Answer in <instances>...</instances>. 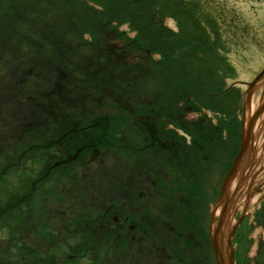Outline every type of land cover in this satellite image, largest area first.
I'll return each instance as SVG.
<instances>
[{
  "label": "rangeland",
  "instance_id": "obj_1",
  "mask_svg": "<svg viewBox=\"0 0 264 264\" xmlns=\"http://www.w3.org/2000/svg\"><path fill=\"white\" fill-rule=\"evenodd\" d=\"M206 1L0 0V157L5 159L0 165V170L3 168L0 172V202L3 204L2 199H7L8 193L11 194L15 187L24 208L17 215V224L14 226L10 219L12 212H7V218L0 217V264H55V259L61 257L56 254L61 250L55 246L63 241L64 245L68 241L74 244L62 249L65 253V260H60L62 263L90 264L88 258L72 263L76 251L73 237L80 230L74 224V214L77 206L96 203L100 198L99 194L103 196L114 191L122 193L120 178L116 179L118 182L113 186L107 176L114 172L118 176L123 175L124 153L118 149H115V154L106 151L107 158L104 162L100 161L84 169L82 165V174H85L82 175V184H70L75 175L73 172L69 176L65 175L61 182L46 185L47 181L42 179L47 169L46 154L38 152L37 148L36 153L26 154L30 135L25 126L64 122L69 110L83 108L76 105L77 101L76 104L70 101L71 95L85 104L90 103L93 93L106 98L108 94L96 84L100 85L101 78L110 79L108 67L110 70H118V73L121 71L118 63L124 61L119 57L128 60L125 61L127 63L140 60L144 54L140 52L141 49L135 45H127L126 42L144 29L146 19L148 27H161L162 24L168 34L162 45V52L166 54L163 68L156 70L152 64V78L155 85L161 84L165 88L166 103L174 101V97L168 96L173 92L172 86L177 83L180 90L184 86L195 97L202 95L203 99H207L211 109L207 112L212 124L207 128L210 140L214 141H209L208 145L214 174L206 182V191L210 189L212 193L218 187L221 168L225 162L229 168L239 144V133H236L239 123L236 122L241 114L243 97V90L239 86L230 88L226 94L223 91L229 87L225 89L227 77L236 74L232 60L249 63L250 57L224 33L214 12L205 5ZM210 16L217 25L211 26L216 29L218 27V32L209 25ZM88 28L90 29L87 30ZM157 33L163 34L159 30ZM123 51L126 53L123 54ZM153 57L159 58V53ZM31 61H35L34 66H28ZM48 61L57 62L58 65H71V68H66L68 77L76 85L81 83L84 91L91 95L79 91V88L72 90L75 87L73 84H65L66 91L60 89L58 75L53 69L49 71L51 74L47 73V67L54 66ZM100 64L106 66L105 71L99 68ZM94 69L101 71L93 75L94 78L90 81L85 80L88 78L87 71ZM123 76V86L132 83V91L139 93L138 68ZM216 91H219L217 96L207 95ZM114 97L116 96L109 94L110 100L117 105L114 107L117 110L112 111L115 114L112 119L121 126L126 122L123 120L125 106L120 104L122 99ZM46 108L52 109V113L46 111ZM214 116L223 118L225 129L221 133L215 129ZM192 123L198 125L197 121ZM124 137L121 134L117 140L123 141ZM134 139L130 138L131 141ZM222 145L226 147L223 156L219 155ZM12 160L17 164H12ZM98 174L103 175L104 180ZM68 180L70 182H66ZM33 182H36L34 188ZM176 183L181 185V179L176 180ZM194 183L201 186L200 180ZM182 195L179 193V199L189 203V199ZM137 211H132V215L137 216ZM68 226L74 227L63 236L60 231H68L64 228ZM250 236V241L243 246L249 250L250 255H255L258 241L261 237L264 239V227L255 228ZM117 247L112 251L108 264H127L128 259L124 260L122 251L118 252ZM186 248L192 249L194 255L198 254V258L204 257L203 264H215L210 240L208 245L190 244ZM33 253H41V256L34 254L35 259H32L30 256ZM42 255L45 256V262L41 260ZM86 256L88 257L87 254ZM131 264L161 262L156 257L147 255L141 261L132 262L131 259Z\"/></svg>",
  "mask_w": 264,
  "mask_h": 264
},
{
  "label": "flooded vegetation",
  "instance_id": "obj_2",
  "mask_svg": "<svg viewBox=\"0 0 264 264\" xmlns=\"http://www.w3.org/2000/svg\"><path fill=\"white\" fill-rule=\"evenodd\" d=\"M125 53L126 51H123V54ZM163 57L160 53L156 59L152 52H144L140 60L130 63L125 62L127 60L122 57L119 58L124 61L118 63L121 71L118 73V70H110L108 67L110 79L101 78L100 85L96 84L108 94L106 98L95 93L88 94L81 83L76 85L68 77L66 70L71 68V65H58L57 62L48 61L54 66H48L47 73L51 74L49 71L53 69L58 75L60 89L66 91L67 84H73L75 87L72 90L79 88V91L82 90L93 98L90 103L85 104L71 95L70 101H74V104L77 101L76 105L83 108L69 110L68 117L62 123L25 126L30 135L26 154L36 153V148L39 149L38 152L46 154L47 169L42 177L47 181L46 185L55 181L61 182L65 175L69 176L73 172L75 175L70 180L72 183L69 180L66 182L82 184V175H85L82 174V165L84 169L100 161L104 162L107 158L106 151L115 154V149H118L124 153L123 175L118 176L114 172L107 176L113 186L118 182L116 179L120 178L122 193L114 191L108 195L99 194L100 198L96 203L77 206L74 224L78 225L80 230L76 237H73L76 251L72 263L88 258L90 264H108L115 246H118V252L122 251L124 260L128 259L127 264H131V259L132 262L141 261V258L144 259L147 255L156 257L161 264L205 262L204 257L198 258V254L194 255V251L186 247L190 244H209L211 206L220 195L222 182L230 167L228 168L225 162L220 171L218 187L212 193L210 189L206 191V182L214 174L208 145L209 141H214L210 140L207 128L212 126L207 112L211 109L202 95L195 97L194 93L184 86L180 90L178 83L172 86L173 92L168 96L174 97V101L166 103L165 88L161 84L155 85L152 78V64L156 70L162 69L166 60ZM34 65L35 61H31L28 66ZM105 67L99 66L103 70ZM135 68H138L140 73V87H137L139 93L132 91V83L123 86V74L127 75ZM100 71H87L88 78L85 80L90 81L94 78L93 75ZM109 94L115 95V99L123 100H120V104L125 106L123 120L126 122L121 124L122 127L112 119L115 116L112 111L117 105L110 100ZM214 94L218 93L209 92L207 95ZM81 97L83 98V95ZM47 110L52 113V109L46 108ZM214 117L215 129L221 133L222 129H225L223 118ZM194 121H197V126L192 123ZM121 134L125 136L123 141L117 140ZM131 137L135 139L131 141ZM225 148V145L220 146L219 155H225ZM11 162L17 164L14 160ZM97 176L104 180L103 175ZM178 179H181V185L176 183ZM198 180L201 181V186L195 185L194 182ZM35 185L36 182H33L32 188ZM253 189L257 193L254 203L243 207L236 214V220L242 217L233 239L238 251L237 264H264L262 237L258 241L255 255H250L249 250L243 246L250 241V235L255 228L264 227V178L251 190ZM179 193L189 199V203L180 200ZM11 194V223L14 226L17 224L21 200L15 187ZM31 204L30 200L32 208ZM253 205L252 210L247 209ZM136 209L137 216L132 215V211ZM73 227H64L68 231L60 233L65 236ZM63 243L64 241L55 246L61 250L56 253L61 257L55 259V264H65L60 261L65 260L62 249L74 244L70 241L66 242V245ZM17 251L14 253V259ZM34 254L41 256V253H33L30 256L32 259H35ZM207 255L209 257L210 253ZM42 258L45 262L44 255Z\"/></svg>",
  "mask_w": 264,
  "mask_h": 264
},
{
  "label": "water",
  "instance_id": "obj_3",
  "mask_svg": "<svg viewBox=\"0 0 264 264\" xmlns=\"http://www.w3.org/2000/svg\"><path fill=\"white\" fill-rule=\"evenodd\" d=\"M205 5L214 12L224 33L250 57L249 63L232 60L236 74L227 77L225 89L238 79L250 81L236 82L247 85L243 101L242 147L213 206L210 226L216 264H236L232 239L242 217L236 220L235 215L254 203V189H251L261 172L260 158L264 151V142L260 143L264 139L261 137L264 130H259L264 127V93H258L257 80H251L264 66V0H207ZM239 87L244 93L245 87ZM259 110L262 111L261 122L257 121ZM253 208L254 205L247 209ZM218 209L219 218L216 220Z\"/></svg>",
  "mask_w": 264,
  "mask_h": 264
},
{
  "label": "trees",
  "instance_id": "obj_4",
  "mask_svg": "<svg viewBox=\"0 0 264 264\" xmlns=\"http://www.w3.org/2000/svg\"><path fill=\"white\" fill-rule=\"evenodd\" d=\"M181 2L183 3V1H181ZM147 22H148V20L146 19V24L144 26V29L141 30V32H138V34L134 38L129 39L126 42V44L127 45H135L141 49L140 50L141 53L145 52L146 54L153 52V51H158V50L162 51V48H163L162 45L164 44L163 41L168 36V34L166 32V28H164L162 24H161L162 29H161V27L150 28V27H148L149 24ZM208 22H209L210 26L216 25L215 19L212 18L211 16L208 18ZM211 28H212V30H215V32H218V27L216 29L215 26H211ZM89 29L90 28H88L87 30H89ZM157 30L161 31L163 34L159 35L157 33ZM87 32H89V31H87ZM90 34H92V33H90ZM81 37H82V35H81ZM128 49H130V48L128 47ZM162 53L164 54L163 58H166L165 52H162ZM5 196L6 195H3V197H5ZM8 196L9 197L7 199H5V198L2 199L3 204H1L2 202H0V217L4 216L5 218H7V216H8L7 212H10V213L12 212V208H11L12 207V205H11L12 194L8 193ZM23 209L24 208H23L21 201H20L19 213Z\"/></svg>",
  "mask_w": 264,
  "mask_h": 264
},
{
  "label": "bare ground",
  "instance_id": "obj_5",
  "mask_svg": "<svg viewBox=\"0 0 264 264\" xmlns=\"http://www.w3.org/2000/svg\"><path fill=\"white\" fill-rule=\"evenodd\" d=\"M237 156H238V155H237ZM237 156H236V157H237ZM235 159H236V158H235Z\"/></svg>",
  "mask_w": 264,
  "mask_h": 264
}]
</instances>
